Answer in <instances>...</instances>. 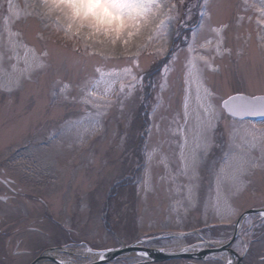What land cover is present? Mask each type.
<instances>
[{
  "label": "rangeland",
  "instance_id": "rangeland-1",
  "mask_svg": "<svg viewBox=\"0 0 264 264\" xmlns=\"http://www.w3.org/2000/svg\"><path fill=\"white\" fill-rule=\"evenodd\" d=\"M39 2L11 0L13 15L7 0H0V168L5 181H13L4 195L15 194L4 204L8 217L1 263L29 264L41 248L60 245L65 254L94 247L90 242L117 248L147 238L152 240L145 246L158 249L193 241L225 243L241 213L264 207V120H240L224 111L204 153L200 145L208 135L207 121L197 94L207 99L204 89L211 86L218 111L229 96L264 95V0H213L211 20L203 29L202 0H184V18L175 25L167 54L157 58L147 34L134 38V55L145 65L143 87L135 92L124 75L105 85L112 79L107 73L122 72L131 56L105 60L92 54L79 64L58 56L54 46L72 49L73 42L51 25L43 28ZM216 28L223 31L217 34ZM197 29L196 49L187 53ZM76 47L84 49L83 44ZM177 52L181 63L195 64L183 70L191 87L187 121L179 64L157 101L163 68L173 65L169 54ZM97 67L105 73L103 81ZM193 152L199 157L195 167ZM255 220L262 218L243 219L240 239L261 238L251 247L259 264L264 232ZM62 227L72 230L64 233ZM181 232L191 233L174 235ZM68 238L77 244H68ZM74 260L87 262L85 257Z\"/></svg>",
  "mask_w": 264,
  "mask_h": 264
},
{
  "label": "snow or ice",
  "instance_id": "snow-or-ice-1",
  "mask_svg": "<svg viewBox=\"0 0 264 264\" xmlns=\"http://www.w3.org/2000/svg\"><path fill=\"white\" fill-rule=\"evenodd\" d=\"M202 2L204 10L200 12V15L204 17V20L201 21L200 29L209 24L211 20L209 14L214 7L213 0H202ZM7 4L9 13L16 15L11 0H7ZM186 7L184 0H40L36 5L37 14L43 22V28L48 29L51 25L53 31L62 33L66 40L73 42L74 47L72 49L54 46L53 51L58 56L65 57L77 64L84 63V58L92 54L104 57L105 60L131 56L132 59L124 61L126 66L123 67L122 72L112 71L107 73L112 79L105 82L106 87L110 86L116 78L124 75L130 81L129 90L131 92L138 91L143 87L142 74L145 67L134 55V48L137 47L134 38L138 40L147 34L150 40L149 46H155L157 49L156 57L167 54L169 41L176 34L175 25L179 24L184 18V8ZM188 15L190 18V11ZM200 29L191 33L190 41L185 49L187 53L195 51ZM213 31L219 34L223 29L216 28ZM40 39H45V36L41 35ZM220 43L221 41L217 42L218 55L222 54ZM80 44L84 45L83 51L76 47ZM47 54L46 52L45 55ZM169 59L172 60L173 65L166 63L163 68V82L157 85L159 88L157 101L163 99L165 89L169 86L171 72L176 70L174 65L179 64L183 84V118L187 121L191 87L189 79L183 74V70H192L195 68V64L192 61L181 63L179 52L174 55L169 54ZM205 64L207 67H211V64L207 61H205ZM40 66L43 67V63ZM212 70L218 71L215 68ZM96 71L100 73V80L103 81L105 73L101 72L99 67L96 68ZM67 87V85H64L61 91H64ZM121 90H123V85H121ZM213 92L214 90L209 86L204 89V96L207 99H203L199 93L197 94L198 103L207 121L208 135L202 136L200 145L204 153L207 152L209 147V136L214 133L219 121L224 119V111L229 116L238 117L240 120L245 117H264V96L250 98L244 95H232L223 101V111H218L212 104ZM127 94L125 93V95ZM185 142H187V138H185ZM198 159L199 157L195 152L190 155V162L193 167L198 163ZM215 191L217 194L221 191L219 182L215 186ZM259 216L264 221V211H261ZM214 219L221 220L218 216ZM221 222L223 221L221 220ZM140 242L138 241V243ZM109 250L104 248L96 252L100 261L105 260L106 252ZM87 251L91 253L94 250L89 246ZM126 264H136V262L130 261ZM228 264H232V261L229 260Z\"/></svg>",
  "mask_w": 264,
  "mask_h": 264
},
{
  "label": "flooded vegetation",
  "instance_id": "flooded-vegetation-1",
  "mask_svg": "<svg viewBox=\"0 0 264 264\" xmlns=\"http://www.w3.org/2000/svg\"><path fill=\"white\" fill-rule=\"evenodd\" d=\"M4 173H5V170L3 168H0V264H4V263H1V262H3L4 259H5V258L1 257V254L3 253L2 250L5 248V246H4L5 245V236L4 235H5L6 226H4V225H5V218L8 217L7 215H4L5 214V205L4 204L7 201L11 200L12 197L15 195V194L4 195L5 194V187L11 188L10 185H11V183H13V181H10V180H6L5 181V174ZM49 218H50L52 223H55L56 225H59V223L56 221V219H55V217L53 215H50ZM255 222H258L257 225L261 224L260 228H262V231L264 232V221H262V220L261 221L260 220L256 221L255 220ZM255 222L251 223V224H255L256 225ZM242 223H240V225H239L238 234H236L237 235L236 238H234L232 240V242L229 243V245H227L228 246L227 248L230 251L229 253H224V254L221 253V255L220 254L219 255H213L211 257H214V258L210 257V258H207L206 260H202L201 258L197 259V258H189V257H182L181 259H178V260H180V262L181 261L184 262L183 264H228L229 260L232 261V264H258L256 261L260 260V259H253L251 257L252 256V248L251 247L255 246V245H258V243H260L262 240H261V238L259 236H251V237H249L247 239H242L241 240L240 239L242 237L241 234H243V232H244V224H242ZM236 228H237V224L235 225L232 233L227 238V240H229L230 237H233L232 234L234 233V230ZM62 230L64 231V233L65 232L67 233V232H71L72 228L71 227H69V228L68 227L67 228L66 227L65 228L62 227ZM111 233H113V232H111ZM216 237H218V236H216ZM115 238H116L117 241L120 240L118 236L115 237ZM74 241H75L74 238H70V239L68 238L67 239L68 244H77L78 240H76V243ZM135 241H137V239H134V241H132V242H127V243L124 242L123 244L121 243L120 246L121 245L131 244V243H133ZM207 241H193L190 244L184 245V247H190V246H193V245H197L195 248L203 249L204 247H201V246L203 244H206ZM79 242H81V241H79ZM208 242H210V241H208ZM214 242L215 241H212L210 243H214ZM90 243L94 246V247H91V246L90 247L96 252L99 251L100 249H104V248H101V247L97 246V242H90ZM68 244H67V246H68ZM214 244L220 245V243H214ZM222 244H224V243H222ZM120 246H118L117 248H119ZM52 247H53V249H56V248L59 249L58 252H56L58 254L64 251V250H61L63 248V246H60V245L51 246V247L48 246V247H45V248H41V250H38V248L36 246V249L38 250L37 254H36V257L38 255L42 254L43 252H46L47 249H50ZM207 248H212V245L207 246ZM108 249H116V248L110 247ZM55 251H53V253H55ZM78 251H83V249L78 250ZM189 252L194 253V254H199L201 256L203 255L202 253L196 252V251H189ZM223 256H224V258H223ZM125 257H128V256H124L122 258H125ZM122 258L119 259L118 261L113 262V264H126L127 261H122L123 260ZM34 259H35V257H34ZM137 263L138 262H136V264ZM141 264H151V263H141ZM160 264H169V262H164V263H160ZM259 264H264V261L259 262Z\"/></svg>",
  "mask_w": 264,
  "mask_h": 264
},
{
  "label": "water",
  "instance_id": "water-1",
  "mask_svg": "<svg viewBox=\"0 0 264 264\" xmlns=\"http://www.w3.org/2000/svg\"><path fill=\"white\" fill-rule=\"evenodd\" d=\"M236 95H242V94H236ZM247 97L252 98V96H248V95H244ZM260 96H264V95H260ZM256 97V96H255ZM223 105V104H222ZM237 119H240L238 117H236ZM244 119H255V120H263L264 117H260V116H254V117H245ZM261 211H264V208H260V209H250L245 211L244 213H242V216L240 218V220L252 215V214H259ZM239 220V222H240ZM239 222L237 225V228L235 230V233L233 234V237L225 242L224 244H220V245H216L214 243H210V242H206L207 246L212 245V248H206V249H198L195 248L197 245H193L190 247H184L182 249H178V250H165V249H161V248H150V247H146L145 244H147L149 241H151L152 239H137V241L131 243V244H127V245H123V247H119L116 249H110L109 251L106 252V258L104 261H100L99 257L97 259V262L93 263V264H107V263H111V261H115L118 260L124 256H127L130 253H134V255L140 257L143 261L138 262L137 264H141V263H153V262H162V261H167V260H171L174 258H182V257H189V258H197V259H202V260H206L207 258H210L213 255H221V253H229L230 251L228 250V246L229 243L232 242V240L237 236V232H238V228H239ZM138 241H141L140 243H138ZM55 250H59V249H51L46 251L45 253L40 254V256L38 258H36L33 262H31L30 264H39L42 261H46V260H51L56 262L57 264H63L61 262H59L54 256H53V251ZM189 251H196V252H200L203 255H199V254H194L191 253ZM141 253H143V255H141ZM134 256V257H136Z\"/></svg>",
  "mask_w": 264,
  "mask_h": 264
},
{
  "label": "bare ground",
  "instance_id": "bare-ground-1",
  "mask_svg": "<svg viewBox=\"0 0 264 264\" xmlns=\"http://www.w3.org/2000/svg\"><path fill=\"white\" fill-rule=\"evenodd\" d=\"M71 255L74 256V257L81 256L82 255V257H85L86 261L89 258L90 259L91 258L95 259V256L94 255H89V254L85 253V251H73V252H71ZM223 258H224V256H223ZM59 260H62V261L66 260L65 262H71L69 259H67V256H65V257L63 256L62 259H59ZM46 262H47V260L46 261L44 260V261L40 262L39 264H47Z\"/></svg>",
  "mask_w": 264,
  "mask_h": 264
}]
</instances>
